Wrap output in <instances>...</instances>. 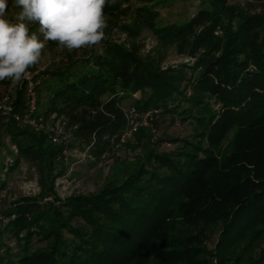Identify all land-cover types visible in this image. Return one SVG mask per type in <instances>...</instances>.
<instances>
[{
	"label": "trees",
	"instance_id": "1",
	"mask_svg": "<svg viewBox=\"0 0 264 264\" xmlns=\"http://www.w3.org/2000/svg\"><path fill=\"white\" fill-rule=\"evenodd\" d=\"M202 2L185 23L162 26L155 3L134 7L121 23L118 6L104 8L111 27L127 36L148 29L159 46L193 57L187 67L195 76L109 39L86 68L45 71L43 112L63 116L94 158L117 142L125 95L138 109L190 120L192 134L173 139L180 144L172 151H147L121 182L97 192L58 199L50 178L52 202L42 200L49 193L18 199L3 230L19 251L15 259L0 256V264H239L264 238V12ZM5 129L19 156L47 166L60 154L41 133L14 121ZM33 236L45 246L30 249Z\"/></svg>",
	"mask_w": 264,
	"mask_h": 264
},
{
	"label": "rangeland",
	"instance_id": "2",
	"mask_svg": "<svg viewBox=\"0 0 264 264\" xmlns=\"http://www.w3.org/2000/svg\"><path fill=\"white\" fill-rule=\"evenodd\" d=\"M150 3L156 4L155 9L159 13L156 18V25L162 26L171 22L185 23L197 12L203 2L202 0H117L114 5L124 12L119 14V22L129 21L134 7ZM226 3L242 7L250 12H264V0H226ZM19 11L21 9L15 5L14 0H9L6 18L15 22V17ZM104 18L107 27L104 29L103 39L119 42L125 47L133 49L141 57L150 55L157 59V63L162 68L186 65L183 67V73L186 77L197 74L196 71L187 67V65L193 64V57L177 52L174 47L163 48L159 46L148 29H144L137 37L131 38L117 27H111L112 16L110 14H104ZM28 27L29 34H36L38 40L45 45L39 62L30 68L41 69L44 74L45 71L49 73L55 69H84L90 64L91 56L100 52L103 45V40H101L95 45L68 50L56 41H44L38 22L29 23ZM5 90V83L2 80L0 81V97ZM45 93L46 90L41 86L38 90V111L40 112L45 110L43 105ZM133 99L134 97L125 95L120 103L122 108L126 109L134 105ZM155 112L156 116L153 119L157 130L155 135H151L147 130H142L135 135L133 142L120 144L116 142L99 159L94 158L87 147L74 140L68 124L62 127L61 132L56 133L50 130L52 124L47 121V126L41 131H37V133L44 135L45 141L55 145L49 138L51 132V135H57L60 139L68 135V143L62 147L64 153L61 154L60 152L47 166L43 161L18 155L14 142L5 129L8 121L11 122L12 120L0 114V190L6 189V196L2 198L0 205L1 214L8 221L5 213L17 203L18 199L24 196L41 198L43 193H49L48 181L50 178L53 180V191L58 199H63L69 195L94 193L108 183H119L146 155L147 151L152 150L154 153L172 151L180 144L179 141H173V139L191 136L193 123L190 120H184L176 112L163 109H156ZM16 124L20 128L26 127L19 123ZM15 158L19 159L18 164L12 167ZM59 171L61 173L57 174ZM42 200L52 202L53 194H47ZM55 203L57 204V201ZM5 223L0 222V256H9L15 259L20 246L10 231L3 230ZM215 231L216 229L207 231L206 243L209 248L216 241L217 232ZM45 244L46 242L39 240L38 236H33L30 249L43 247ZM253 262L264 264V238L257 239L249 249L244 251L239 264H253Z\"/></svg>",
	"mask_w": 264,
	"mask_h": 264
},
{
	"label": "clouds",
	"instance_id": "3",
	"mask_svg": "<svg viewBox=\"0 0 264 264\" xmlns=\"http://www.w3.org/2000/svg\"><path fill=\"white\" fill-rule=\"evenodd\" d=\"M117 0H14L21 9L15 22L6 18L9 0H0V81L16 85L26 70L37 64L44 43L29 34L28 24L38 22L44 40L68 50L98 44L107 27L104 8Z\"/></svg>",
	"mask_w": 264,
	"mask_h": 264
},
{
	"label": "built area",
	"instance_id": "4",
	"mask_svg": "<svg viewBox=\"0 0 264 264\" xmlns=\"http://www.w3.org/2000/svg\"><path fill=\"white\" fill-rule=\"evenodd\" d=\"M43 79H45V75L41 69L30 67L15 86H13L10 79H5L6 90L0 97V114L5 115L15 123L29 127L34 132L44 129L47 126V121H50L52 124L50 127L51 131H55L56 133L61 132L62 127L67 124L63 116H59L55 112L45 114L43 111H38V87L41 85ZM155 113V109H138L134 105L124 109L125 124L118 136L117 142L119 144L133 142L136 133L140 129L147 130L151 135H155L157 131L153 122L156 116ZM51 134L52 132L49 135L51 142L61 146L60 152L63 154L64 148L62 149V147L67 145L68 135L60 139L57 135ZM5 196L6 189L0 190V205L2 198ZM0 222H7L1 212Z\"/></svg>",
	"mask_w": 264,
	"mask_h": 264
}]
</instances>
